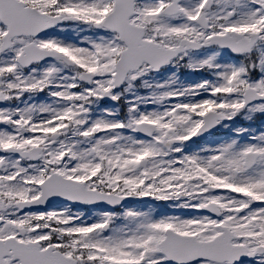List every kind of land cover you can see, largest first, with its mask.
<instances>
[{
    "label": "snow or ice",
    "instance_id": "6c2138e0",
    "mask_svg": "<svg viewBox=\"0 0 264 264\" xmlns=\"http://www.w3.org/2000/svg\"><path fill=\"white\" fill-rule=\"evenodd\" d=\"M0 264H264V0H0Z\"/></svg>",
    "mask_w": 264,
    "mask_h": 264
}]
</instances>
